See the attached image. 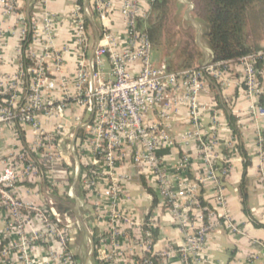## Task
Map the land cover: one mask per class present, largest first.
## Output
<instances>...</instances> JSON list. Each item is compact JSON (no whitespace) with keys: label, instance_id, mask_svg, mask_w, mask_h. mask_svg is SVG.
<instances>
[{"label":"crops","instance_id":"crops-1","mask_svg":"<svg viewBox=\"0 0 264 264\" xmlns=\"http://www.w3.org/2000/svg\"><path fill=\"white\" fill-rule=\"evenodd\" d=\"M15 1L17 15L2 16L0 13L4 38L3 42L0 41V73H12L21 63L34 65L37 61L42 64L48 78H57L55 73L59 67L61 76L67 77V88L72 90V79L80 57L73 38L72 13L78 10L83 18L87 34L83 53L88 59L92 56L93 48L102 40L94 9L95 0H82L81 5L78 0ZM108 1L112 11L109 26L114 35L122 37L124 25L119 13L120 2ZM21 23L24 24V32L19 29ZM47 26L50 34H47ZM24 47H27L25 51ZM26 52L32 54L31 59L25 55ZM208 60L206 54L199 65ZM230 74L232 77L226 86L209 77L206 91L201 95L202 100L214 98L217 104L214 112L203 111L201 126L205 138L216 142L215 163L219 171L224 170L218 172L220 191L206 177L197 142L183 144L178 139V134L191 129L185 108L168 120L166 132L173 138V145L159 151L171 168V174H177L182 180L196 185L195 196L200 208H196L195 212L204 214V222L207 223L205 213L209 210L218 222L207 234L197 261L192 264H264V114L257 109L258 98L249 97L244 90L242 68L232 63ZM73 115L72 109L65 113L63 120L57 116L50 119L39 114L43 129L54 135L52 144L45 147H33L31 130L16 123L6 125L0 133V171L6 167H16L21 173L15 183L18 196L25 202L47 208L50 215L53 213L57 226L67 231L66 251L70 252L71 258L65 264H99L92 256L93 229L99 241L105 240L104 247L100 248V264H143L145 257H155L159 264H182L178 249L185 243V234L175 223L171 211L162 203L150 173L138 174L132 167L120 168L123 174L128 173L131 177L123 183L125 195L118 202L117 209L134 222L132 225L109 217L108 204L102 196L105 185L103 177L96 178L95 188L86 186L84 173L91 165L82 146L85 131L73 125ZM230 115L235 118L239 135L229 127ZM213 116L215 121L212 123ZM150 118L158 121L157 116ZM59 124L63 129H58ZM66 133L69 137H66ZM184 153L190 156V164L173 173L172 168ZM48 155L52 156L53 165H42V159ZM28 162L34 163L38 170L35 177L23 174ZM218 194L222 195V204L217 202ZM63 200L70 201L74 215H60L53 207V202ZM99 200L100 213L95 210ZM72 217L77 218V226L70 224ZM149 218H154L155 226L151 230L147 250L138 238L141 232L147 230ZM7 220L6 210L0 206V250L15 237L13 231H6ZM113 226L120 232L117 238L119 249H113L108 238ZM26 228L27 232L31 229L40 231L42 224L39 217L32 215ZM76 235L80 238V251L76 246ZM63 250L59 241L50 237L45 241H36L29 251L36 262L46 261L45 264H49L47 253L62 254ZM157 253H163V256ZM75 254L80 256V260L72 259ZM0 264L23 263L16 254L9 253L0 257Z\"/></svg>","mask_w":264,"mask_h":264},{"label":"built area","instance_id":"built-area-1","mask_svg":"<svg viewBox=\"0 0 264 264\" xmlns=\"http://www.w3.org/2000/svg\"><path fill=\"white\" fill-rule=\"evenodd\" d=\"M152 1L119 0L124 32L122 37H118L109 26L110 2L95 0L94 9L102 40L93 48L88 59L83 53L87 43L83 18L78 10L73 11V38L80 57L72 79V90L67 88V77L61 76L59 67L55 73L58 79L48 78L42 64L37 61L34 65L21 63L12 73H0V133L6 125L16 123L31 130L33 147H45L52 144L54 135L43 129L39 114L63 120L68 110H74L73 125L85 131L82 146L91 165L83 180L88 188H95L96 178H104L102 196L107 201L109 217L134 224L117 209L118 202L125 195L123 183L131 177L128 173L123 174L120 168L132 167L138 174L150 173L162 203L171 211L175 223L185 234V243L178 249L182 264H192L197 261L207 234L218 222L209 210L205 213L207 223L204 222V214L195 212L196 208H200L195 196L196 185L171 174V168L159 155L162 148L173 145V138L166 132L168 120L181 108L186 109L191 129L178 134V139L183 144L197 142L206 177L220 191L218 172L224 170L219 171L215 163L216 142L205 138L201 126L203 111L214 112L217 104L214 98L202 100L201 95L206 91L209 77L226 86L232 77L230 65L236 63L242 68L241 83L245 92L249 97L258 98L264 93V49L234 60L210 59L196 67L180 70H168L165 65L156 66L151 59L152 44L148 34L138 27L139 20L147 16ZM0 13L2 16L17 15L16 1L0 0ZM19 29L24 32V24L21 23ZM46 30L47 34L51 33L48 26ZM2 34L0 27L1 42L4 40ZM25 55L31 59V53L26 52ZM257 61L260 62L259 67ZM54 93H57L56 97ZM257 109L264 114L263 105L258 104ZM151 116H157L158 121L155 118L151 120ZM211 118L213 123L215 118ZM58 129H63L61 124ZM71 149L74 147L71 146ZM33 164L28 162L23 171L30 178L38 175ZM41 164L53 165L52 156L44 157ZM189 164L190 156L184 153L172 172L178 173ZM20 174L16 167L0 171V206L8 215L6 231L15 233V237L0 250V257L14 253L23 264H45L46 261L36 262L29 250L36 241L54 237L64 250L62 254L49 251L47 262L65 264L71 258L70 252L66 251L67 231L57 226L53 213L50 215L47 208L25 202L18 196L15 183ZM222 201V195L218 194L217 202L222 204ZM50 210L54 212L52 208ZM95 210L101 212L100 200L96 202ZM32 215L39 217L42 224L40 231L31 229L27 232ZM146 225L147 230L141 232L138 239L148 250L151 230L155 226L154 218H149ZM119 235L118 228L113 226L108 237L113 249H119ZM100 242L104 247L105 240ZM157 255L161 257L163 253ZM143 264L152 262L145 257Z\"/></svg>","mask_w":264,"mask_h":264},{"label":"trees","instance_id":"trees-1","mask_svg":"<svg viewBox=\"0 0 264 264\" xmlns=\"http://www.w3.org/2000/svg\"><path fill=\"white\" fill-rule=\"evenodd\" d=\"M171 2L172 0H153L147 16L138 22V27L147 32L152 48L156 49L163 44L162 33ZM192 2L195 5L194 12L198 20L206 23L211 21L213 15H217L231 19L236 25L238 32L236 35L237 49L224 55L214 54L211 58L213 61L234 60L264 49V0H192ZM78 4L81 5L82 0H78ZM192 39V45L189 48L181 49V52L176 56L177 59H180L179 64L174 65L175 60L167 56L166 52L164 53L163 63L168 70L191 68L199 65V58L203 55L194 41V36ZM256 64L258 67L260 66L259 61ZM258 102L264 106V93L259 95ZM228 119L232 132L239 135L235 118L230 115ZM155 200L154 196V202ZM69 203V200H63L55 201L52 205L60 215H74V210ZM92 239L94 244L92 256L100 264L101 242L95 229H93ZM72 259L78 261L80 256L78 254L72 255ZM150 260L152 264H159L155 257H151Z\"/></svg>","mask_w":264,"mask_h":264},{"label":"rangeland","instance_id":"rangeland-1","mask_svg":"<svg viewBox=\"0 0 264 264\" xmlns=\"http://www.w3.org/2000/svg\"><path fill=\"white\" fill-rule=\"evenodd\" d=\"M195 5L192 0H172L168 7V15L164 23L162 42L158 48H152V62L156 66L164 65V53L179 64L176 56L183 48H189L194 41L202 55L211 59L213 55H224L237 49L236 25L231 19L213 15L211 21L202 22L195 15ZM234 22H236L234 20ZM238 26V23H237ZM246 28V26H245ZM247 29V28H246ZM199 62V63H200ZM185 69V68H184ZM180 70V69H178ZM70 224L77 226V218H70ZM76 246L80 251V238L76 235Z\"/></svg>","mask_w":264,"mask_h":264}]
</instances>
